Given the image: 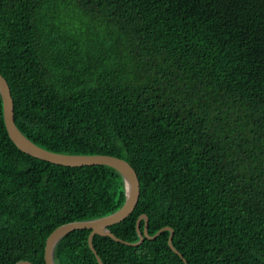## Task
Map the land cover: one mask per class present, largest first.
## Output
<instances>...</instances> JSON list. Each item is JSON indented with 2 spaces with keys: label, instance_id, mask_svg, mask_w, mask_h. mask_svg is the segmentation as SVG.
<instances>
[{
  "label": "trees",
  "instance_id": "obj_1",
  "mask_svg": "<svg viewBox=\"0 0 264 264\" xmlns=\"http://www.w3.org/2000/svg\"><path fill=\"white\" fill-rule=\"evenodd\" d=\"M0 73L14 123L55 152L110 154L139 181L132 211L96 233L104 264H264V0H0ZM125 199L106 164L21 151L0 96V264H45L59 224ZM144 220L139 223L143 230ZM89 228L55 264H99Z\"/></svg>",
  "mask_w": 264,
  "mask_h": 264
},
{
  "label": "water",
  "instance_id": "obj_2",
  "mask_svg": "<svg viewBox=\"0 0 264 264\" xmlns=\"http://www.w3.org/2000/svg\"><path fill=\"white\" fill-rule=\"evenodd\" d=\"M0 96L2 101V113L4 125L6 127L8 136L13 141V143L23 152L28 153L32 156L38 157L43 160H47L52 163L68 165V166H81V165H91V164H106L115 168L122 176L124 184L125 199L122 205L111 213L90 218V219H80L64 222L56 226L46 237L44 245V262L45 264H55L53 259L54 248L61 237L66 233L80 228H89L88 233V244L91 250L94 252L95 257L99 264H104L92 245V237L96 233H106L108 236L114 240L121 241L127 244L137 245L140 244L144 237L152 239L156 237L162 230L168 229V244L173 251L178 253L180 256L182 254L173 246L172 244V233L173 230L169 226L161 227L153 235L147 232V216L146 214H141L137 218L136 231L138 234V240L136 242H127L119 237H116L112 231L109 229V225L122 220L126 217L134 208L139 197V181L133 167L123 158L110 154L94 153V154H77V153H63L55 152L45 149L24 136L21 131L17 128L14 123L13 118V98L10 92V87L0 73ZM144 220L143 230L140 231L139 223L140 220ZM183 260L186 262L185 258L182 256ZM14 264H36L32 261L23 259L18 260Z\"/></svg>",
  "mask_w": 264,
  "mask_h": 264
}]
</instances>
